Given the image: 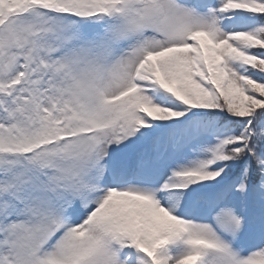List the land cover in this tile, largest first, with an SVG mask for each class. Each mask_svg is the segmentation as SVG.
<instances>
[{"label": "snow or ice", "instance_id": "6c2138e0", "mask_svg": "<svg viewBox=\"0 0 264 264\" xmlns=\"http://www.w3.org/2000/svg\"><path fill=\"white\" fill-rule=\"evenodd\" d=\"M0 264H264V0H0Z\"/></svg>", "mask_w": 264, "mask_h": 264}]
</instances>
